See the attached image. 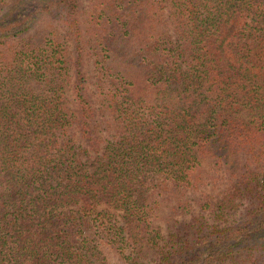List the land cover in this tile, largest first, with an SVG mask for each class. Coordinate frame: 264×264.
<instances>
[{
  "label": "trees",
  "instance_id": "16d2710c",
  "mask_svg": "<svg viewBox=\"0 0 264 264\" xmlns=\"http://www.w3.org/2000/svg\"><path fill=\"white\" fill-rule=\"evenodd\" d=\"M97 1L0 0V264H264V0Z\"/></svg>",
  "mask_w": 264,
  "mask_h": 264
},
{
  "label": "rangeland",
  "instance_id": "374dc122",
  "mask_svg": "<svg viewBox=\"0 0 264 264\" xmlns=\"http://www.w3.org/2000/svg\"><path fill=\"white\" fill-rule=\"evenodd\" d=\"M80 1H81V9H80V13H79V15H80L79 18H80V20H82V24H83L84 21H87V20L90 21L91 20L93 8H95L98 1L97 0H80ZM56 21L57 20H55V22ZM66 32L67 31L64 29L63 31H60L59 34L63 33L65 35H68ZM170 33L172 34V31H170ZM67 47H68V53H69L68 58L70 60V65L72 67V70L74 71L75 60H76V54L75 53L76 52H74L75 49H74V46L72 44V41H70V39L67 41ZM86 61L89 62L87 68L95 69V62H94V60H90V57L88 55L86 57ZM194 196H198V195H194ZM213 211H214V209H210V210H207L206 212H204L202 214L205 218L210 219V217H212ZM199 214H200V210H195V212H193V215L181 216V217H178L176 219H178L177 222H179V223L184 222L183 220L191 221L195 215L197 216ZM240 214L241 213H238L235 216L230 217V223L238 220L240 217ZM156 223L160 227L161 234H162L163 238L167 239L171 230H174V228L172 227V224H170V226H169L166 222H162V221H160L159 223L158 222H156ZM155 260H156V256L149 254L145 259V262H146L145 264H154ZM110 263L111 264H124L123 261H120L118 259V257H116L114 252H111V254H110Z\"/></svg>",
  "mask_w": 264,
  "mask_h": 264
}]
</instances>
